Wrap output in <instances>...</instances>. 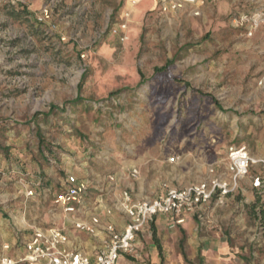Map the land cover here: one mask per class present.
Returning <instances> with one entry per match:
<instances>
[{"label": "rangeland", "instance_id": "1", "mask_svg": "<svg viewBox=\"0 0 264 264\" xmlns=\"http://www.w3.org/2000/svg\"><path fill=\"white\" fill-rule=\"evenodd\" d=\"M12 8L27 15L13 20ZM248 8L246 0H198L174 12L155 0H0V245L62 226L51 196L80 164L90 181L96 167L107 174L114 160H139L135 181L128 170L122 176L133 195L150 198L223 167L231 145L264 159V91L256 87L264 26L247 39L230 22ZM121 24L124 38L113 33ZM43 170L50 182L38 186ZM256 176L264 177L260 165L239 183L246 192L228 199L221 228L254 244V262L264 264V217L251 212ZM36 188L49 193L26 196Z\"/></svg>", "mask_w": 264, "mask_h": 264}, {"label": "built area", "instance_id": "2", "mask_svg": "<svg viewBox=\"0 0 264 264\" xmlns=\"http://www.w3.org/2000/svg\"><path fill=\"white\" fill-rule=\"evenodd\" d=\"M142 0H130L132 7ZM164 12H174L185 6H194L198 0H156ZM249 8L237 11L231 16V25L247 38H253L264 26V0H246ZM197 16L198 12H194ZM129 15L126 14L125 18ZM49 17L48 6L43 8L38 21ZM117 31L125 35L126 24H121ZM124 38V37H123ZM256 87L264 91V72L256 81ZM177 157L168 158L174 163ZM255 165L264 169V159L255 160L243 145H231L226 150L223 167L209 166L205 178L195 184L171 188L164 186L162 193L152 198L134 199L128 190L120 194V201L106 209L105 214L113 212L124 217L121 228L114 224L103 223L101 218L91 215L84 219L88 186L74 175H67L65 186L52 197V204L65 215L73 217L72 228L80 233L96 237L104 234L101 249L94 261L81 250L69 247L65 232L56 228H36L30 234L18 237V242L0 245V264H117L121 256H129L135 252L137 237L149 230L158 216H165L171 227L181 225L187 216L203 222L208 207H221L225 200L239 190V183L250 175ZM138 170L132 168L131 179H136ZM114 181L113 176L108 177ZM251 187L261 196L264 195V177L256 176L251 180ZM39 186V184H38ZM34 191H27V197H33Z\"/></svg>", "mask_w": 264, "mask_h": 264}, {"label": "crops", "instance_id": "3", "mask_svg": "<svg viewBox=\"0 0 264 264\" xmlns=\"http://www.w3.org/2000/svg\"><path fill=\"white\" fill-rule=\"evenodd\" d=\"M145 156L149 157L146 158L147 160L153 159L150 153L145 154ZM115 161L119 160L110 162L112 167L109 168L110 166L108 165L109 167L106 168V171L111 170V172H107V174H104L101 169L103 166H100V168L96 167L95 170L97 172H93L92 169L91 173L93 176H90V181L82 180L86 175L83 164L70 168L69 171L79 181L86 183L88 186L87 206L83 218L88 219L91 215H96L101 218L103 223H111L117 228H121L124 223V217L116 212H113L111 216H107L105 214L106 209L113 207L120 201V194L123 190H128L133 198L137 200L147 197L133 195L132 183L125 180L122 176L125 175V170L130 172L132 168L139 165L140 161H125L117 165ZM38 175L35 176V181L39 185L40 182H44L46 185L50 182V171H38ZM109 176L114 177L113 182L108 181ZM131 180L135 181L136 179ZM62 183L59 185L64 188L65 180ZM122 186L126 188L122 189ZM250 189L255 195L256 191L251 186ZM162 190H160L159 194L162 193ZM239 191L246 192L240 186L237 192ZM45 192L49 193V189L41 191L40 188H36L34 190L35 196L43 193L47 195ZM155 193L156 195L153 197L158 195V192ZM232 196H229L225 205L221 207L211 204L206 210L202 223L191 216H187L183 224L171 227L167 217H156L149 230L137 237L135 252L129 256H121L117 264H255L254 258L257 257L255 245H247L243 243L244 238L241 240V237L235 233L226 234L221 228L222 220L227 215L229 208L228 204L230 202L228 199ZM58 211L60 213L59 221L62 226L52 228L63 230L67 236L69 247L81 250L91 261H94L96 254L102 247L104 234L101 232L96 237H91L77 232L72 228L74 218L65 215L59 208Z\"/></svg>", "mask_w": 264, "mask_h": 264}, {"label": "trees", "instance_id": "4", "mask_svg": "<svg viewBox=\"0 0 264 264\" xmlns=\"http://www.w3.org/2000/svg\"><path fill=\"white\" fill-rule=\"evenodd\" d=\"M23 13L24 15H27V12L22 9V10H16L15 8H12L9 12V16L13 19V20H19L21 18V16H23ZM166 66L162 67V68H155V72H159V71H163L165 69ZM142 80V79H141ZM143 81L139 82L138 83V86L142 84ZM81 102V99L79 97H76L74 99V101L72 102V104H77ZM54 110L51 109V113L53 112ZM39 114H35L33 116L32 119H34L35 117H37ZM260 202H261V195L256 191L255 193V201L254 203H252L251 205V212L253 213L254 217L256 219H259V215H261V217H264L263 216V211L261 210V205H260ZM258 209L260 213L258 212H255L254 210ZM262 223L264 224V218H260Z\"/></svg>", "mask_w": 264, "mask_h": 264}, {"label": "bare ground", "instance_id": "5", "mask_svg": "<svg viewBox=\"0 0 264 264\" xmlns=\"http://www.w3.org/2000/svg\"><path fill=\"white\" fill-rule=\"evenodd\" d=\"M130 7H131V5H130Z\"/></svg>", "mask_w": 264, "mask_h": 264}]
</instances>
